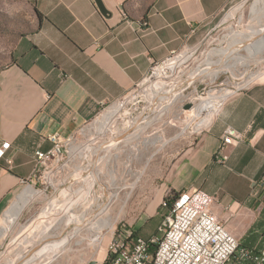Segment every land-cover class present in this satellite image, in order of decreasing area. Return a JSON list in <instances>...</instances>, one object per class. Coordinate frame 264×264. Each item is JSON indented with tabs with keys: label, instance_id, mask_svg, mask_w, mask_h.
<instances>
[{
	"label": "crops",
	"instance_id": "1",
	"mask_svg": "<svg viewBox=\"0 0 264 264\" xmlns=\"http://www.w3.org/2000/svg\"><path fill=\"white\" fill-rule=\"evenodd\" d=\"M102 1L110 18L93 0H34L40 19L0 71V144L9 143L11 158L9 166L0 160V218L38 183L34 155L51 147L50 136L74 135L127 97L155 63L197 49L236 0ZM220 106L208 125L180 139L171 159L162 160L158 188L205 191L215 198L216 217L243 246L260 251L264 205L256 182L264 172V80L223 97ZM226 127L239 139L219 165L213 155Z\"/></svg>",
	"mask_w": 264,
	"mask_h": 264
},
{
	"label": "rangeland",
	"instance_id": "2",
	"mask_svg": "<svg viewBox=\"0 0 264 264\" xmlns=\"http://www.w3.org/2000/svg\"><path fill=\"white\" fill-rule=\"evenodd\" d=\"M258 1L261 3L264 0H236L231 9L226 11L222 23L204 38L200 46L194 52L190 51V56L169 77L158 81L163 84V89L156 96L152 91L153 85L149 86L151 83L141 84L123 100L102 112L95 122L76 131L74 148L70 149L75 159L59 171L51 180L50 186H46L44 182L31 186L39 195L29 201L13 226L8 227L4 223L10 217L9 213L0 218V226L4 224L7 228L0 236V264H39L43 260L42 264L52 255L51 247L60 244L70 232L65 231L67 223H71L83 212L87 201L74 207L65 222L47 233L42 234V231L54 222L59 213L52 212L50 219L39 225V229L26 240L22 236L34 226V221L38 223L48 204L53 201L63 204L69 191L80 199L83 196L79 197L77 192L81 194L83 189L85 194L92 186L95 195L99 197L104 190L108 196L117 193V198L109 208L112 227L104 235L102 245L93 248L88 246L87 241L76 244L77 237L66 246L65 250L69 251L56 254L55 258L44 264L60 261L64 264H108L107 245L113 232L125 228L143 238L157 235V228L164 215V211L159 209V202L165 195L172 193L159 191L158 185L162 182L160 163L167 157L171 159L172 151L180 139L194 136L185 132L188 113L182 110V101L198 96H219V89L223 86L240 80L257 81L256 78L264 74V51L254 57L249 56L244 43H248L249 36H244L246 40L238 35L243 32L249 34L250 29L256 31L264 26V2L260 5ZM33 4L34 0H0V71L18 55L23 45L22 38L36 27ZM254 6L259 7L254 10ZM251 37L258 36L253 34ZM199 69L208 72L189 84L182 82L178 88L184 86L183 93L180 91V96L176 98L178 88L171 91L175 82L178 79H188ZM118 107L121 110L114 116L108 130L102 134L99 125L110 111ZM133 122H136L134 127L128 128ZM92 168L98 176V184L87 174ZM81 175L87 178L86 184L79 178L75 179ZM62 185H70V190L63 191V194ZM88 197L91 198L89 195ZM95 211V205L89 207L86 216L93 215ZM255 231L256 228H253L250 235L256 242L259 235ZM260 233L264 234L261 230Z\"/></svg>",
	"mask_w": 264,
	"mask_h": 264
},
{
	"label": "built area",
	"instance_id": "3",
	"mask_svg": "<svg viewBox=\"0 0 264 264\" xmlns=\"http://www.w3.org/2000/svg\"><path fill=\"white\" fill-rule=\"evenodd\" d=\"M190 51L184 52L191 54ZM184 52L173 53L167 59L155 63L149 74L136 87L169 77L171 74L158 78L154 73L185 54ZM186 80L187 78L178 79L174 86H180ZM251 82L253 80L247 79L223 86L219 89L218 97L235 94ZM190 99H184L183 105ZM220 108L219 100L216 110L204 126L185 132L195 136L210 123ZM191 109L185 112H190ZM187 118L189 119L188 114ZM238 139L236 131L226 127L213 160L219 165L224 164L227 160L224 152L226 147L236 144ZM48 141L51 147L46 151H36L34 155V172L38 174V183L44 182L46 186H50L51 180L59 171L75 159L70 151L74 148V135L62 137L54 134L48 138ZM8 148V142L0 144V160H4L9 166L11 158L6 156ZM256 195L260 205H264V172L256 182ZM215 202L213 196L200 189L179 191L172 200H165L163 197L159 202V209L164 211V215L157 228V235L143 238L134 236L132 231L125 228L113 232L107 245L108 264H264V244L260 251L243 246L228 229L226 223L219 220L212 212ZM228 211L231 212L230 209Z\"/></svg>",
	"mask_w": 264,
	"mask_h": 264
},
{
	"label": "bare ground",
	"instance_id": "4",
	"mask_svg": "<svg viewBox=\"0 0 264 264\" xmlns=\"http://www.w3.org/2000/svg\"><path fill=\"white\" fill-rule=\"evenodd\" d=\"M263 2H261V3H263ZM258 3H260V2L258 1ZM261 3H260V5H261ZM262 6L264 7V5H262ZM255 7L256 6L253 7L254 10H255ZM258 7H256V8H258ZM254 10H252V13H253ZM257 13H258V11H257ZM262 17L264 18V16H262ZM258 20H260V19H258ZM250 30H251V32L248 31L249 34L247 32H243V33H239V34L237 33V34L239 36H243V37L245 35H248L249 36V40L247 41L248 43H246V42H244V43H245L246 50L248 51V55L254 57L257 54H261L264 51V26L262 28L256 30V31H254V29H250ZM253 34L257 35L258 37H255V38L251 37V36H253ZM233 37H235V36H233ZM244 39H246V38L244 37ZM249 48H253L254 50H252V49L250 50ZM227 53H222V54H227ZM189 56H190V54H186L185 53V54L181 55L180 57H177L172 62H170L169 64H167L165 67H163L162 69L156 71L154 73V76L155 77H158V78H162V77H165V76H167L169 74H172V72L175 70V68L178 67V65L181 64L183 61H185ZM206 72H208V71L207 70H204V69L197 70L193 75H191L185 81V83L186 84L191 83L197 77H199L201 75H204V74H207ZM256 80H264V74L259 75L256 78ZM158 81H161V80L158 79L157 81H155L154 83H151L149 85L150 87H151V85H153L152 86V91L155 93V96H156V93H159L161 91V89H163L162 88L163 87V84L161 82H158ZM177 87L178 86H175V87L173 86V88L171 89V91H173ZM183 87L182 88H178V90H179L178 94L183 89ZM177 95L175 97H177ZM220 98H221V96L220 97H218V96H209L207 98H197L198 103L195 106H193V108L191 109L192 111L186 112V113H188V117H189L188 124H187L186 129L189 130V131H192V130H195V129H198V128L204 126L208 122V119H209L210 115L216 110L217 102L219 100H220V105H221V101H222L223 97L221 99ZM120 110L121 109L119 107L118 108H115L112 111H110L105 118L103 117L104 118L103 121L101 119L102 122H101V125H99V126H100V129H101L100 131H101L102 134L105 133L108 130V128L110 127V124H111L112 120L114 119V116H116ZM136 122L130 123L129 126H128V128L134 127V124ZM190 127H192V129ZM87 174L89 176L93 177V181H95L97 184L99 183L98 176H97V174L95 175V173L93 171V168L90 171H88ZM88 175H87V177H89ZM84 177L85 176H82L81 175V176L76 177L75 179L79 178L80 181H82V182H84V184H86L85 182H87V178H84ZM112 184H113V179H112ZM69 186L62 185V187L64 188V189H62V187H61V191H62L63 194H64L63 191H69L70 190L69 189ZM93 187L94 186H92L91 188H89L87 190V192H85V194H83V189L81 188L82 189V191H81L82 193L80 194V192H77V195L79 197H80V195L83 196L80 199L75 198L73 196V193L74 192L70 193V191H69L66 194V197L67 196L69 197L70 195L71 196L69 198L67 197L66 201H64L63 204H59L58 202H54L53 200H52L53 203L52 202L51 203L49 202L50 204H48L49 205L48 208L46 207V209L42 213L41 218H39L40 220L38 221V223H36V221H34L35 222L34 223V226L30 230H28V232L25 233L22 236V238L24 240H26L28 237H30L35 230L39 229L38 228L39 225H42L43 222L46 219H50L52 212L59 213V215L57 216V218L54 220V222L52 224H50L49 226H47L46 228H44V230L42 229L43 230L42 231L43 232L42 234L47 233L49 230H51L54 227H56V225H60L62 222H65L66 219H67L66 217L69 215L70 211L74 207L80 206L83 202L87 201V205L84 208L83 212L80 213V214H78V216L71 223H67V226L65 228L66 229L65 231H68L69 230L70 232L63 238V240H62V242L60 244L59 243L58 244H54L51 247L52 255H51V257L48 260L55 258L56 257V254H60L63 251H69V249L68 250H65L66 249V246L68 244H70V242L73 239L77 238V237H78V240L76 241V244H81L82 242L87 241V244L90 247H93V248L100 247V245H102V243H103L104 235L106 234L107 230L112 227V221H111V218H110V215H109L110 214L109 208H110V205H111L112 201L117 198V193H114L113 195L108 196L107 194H105V192H104L105 190H104V191H102L103 192L102 195H100V197H99V196H96L95 195V191H94V188ZM103 188H105V187L103 186ZM96 190H98V189L96 188ZM36 191L37 190H34L32 188H27L20 195V197L14 203V205L12 206V208L8 211L10 217L9 218L7 217V218H8V221L10 222V227L13 226L17 222V220H18V218H19L22 210L29 203V201L31 199H33L34 197H36L37 195H39V193L36 192ZM59 193H61V192H59ZM88 195L91 198H89ZM174 196H177V193L167 194L165 196V200H172V198ZM100 201H102V203H100ZM78 202H80V203H78ZM94 205L96 206V211L93 213V215L86 216L87 209L89 207L91 208ZM98 216H99V218H98ZM37 219H38V216H37ZM47 225H48V223H47ZM5 231H7V228L1 229L0 236L2 234H4ZM38 231H41V230H38ZM83 232H86V235H83ZM20 242L21 241H19V243Z\"/></svg>",
	"mask_w": 264,
	"mask_h": 264
},
{
	"label": "water",
	"instance_id": "5",
	"mask_svg": "<svg viewBox=\"0 0 264 264\" xmlns=\"http://www.w3.org/2000/svg\"><path fill=\"white\" fill-rule=\"evenodd\" d=\"M94 4L96 6V8L98 9L99 13L105 17V18H110L111 17V13L105 8L104 3L102 0H93ZM198 103L197 98H192L190 99L188 102H186L183 106H182V110L183 111H188L191 108H193V106H195ZM90 264H95L94 262H91Z\"/></svg>",
	"mask_w": 264,
	"mask_h": 264
},
{
	"label": "trees",
	"instance_id": "6",
	"mask_svg": "<svg viewBox=\"0 0 264 264\" xmlns=\"http://www.w3.org/2000/svg\"><path fill=\"white\" fill-rule=\"evenodd\" d=\"M33 11H34V14H35L36 18L39 20L40 19V14L38 13V11L35 9L34 6H33ZM172 194H174V192H172ZM134 236H136V235L134 234Z\"/></svg>",
	"mask_w": 264,
	"mask_h": 264
}]
</instances>
